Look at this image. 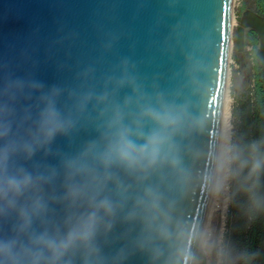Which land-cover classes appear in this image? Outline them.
<instances>
[{
  "label": "water",
  "instance_id": "1",
  "mask_svg": "<svg viewBox=\"0 0 264 264\" xmlns=\"http://www.w3.org/2000/svg\"><path fill=\"white\" fill-rule=\"evenodd\" d=\"M232 23L233 0H0V264H208Z\"/></svg>",
  "mask_w": 264,
  "mask_h": 264
},
{
  "label": "trees",
  "instance_id": "2",
  "mask_svg": "<svg viewBox=\"0 0 264 264\" xmlns=\"http://www.w3.org/2000/svg\"><path fill=\"white\" fill-rule=\"evenodd\" d=\"M264 19V0H256ZM253 47L252 86L233 107L230 203L226 217L224 264H264V80L260 40L247 32Z\"/></svg>",
  "mask_w": 264,
  "mask_h": 264
},
{
  "label": "bare ground",
  "instance_id": "3",
  "mask_svg": "<svg viewBox=\"0 0 264 264\" xmlns=\"http://www.w3.org/2000/svg\"><path fill=\"white\" fill-rule=\"evenodd\" d=\"M231 140V112L226 90L213 189L199 241V248L203 250L207 256L208 264H211L213 249L216 247L218 250L224 239V213L229 202ZM195 264H200V261Z\"/></svg>",
  "mask_w": 264,
  "mask_h": 264
},
{
  "label": "rangeland",
  "instance_id": "4",
  "mask_svg": "<svg viewBox=\"0 0 264 264\" xmlns=\"http://www.w3.org/2000/svg\"><path fill=\"white\" fill-rule=\"evenodd\" d=\"M257 1L256 0H233V24L231 32V48L228 62V81H227V97L230 102L231 112V126L233 136V107L236 104L237 97L245 94L249 86H252V79L254 75V57L253 47L248 44L247 32L245 34L244 48L239 51L237 46V35L240 20L243 18L244 13L247 11L256 12ZM232 142V140H231ZM232 147V143H231ZM230 178H231V150H230V173H229V192H228V206L224 213V239L220 248L217 250V264H224V252H225V231H226V217L230 203Z\"/></svg>",
  "mask_w": 264,
  "mask_h": 264
},
{
  "label": "clouds",
  "instance_id": "5",
  "mask_svg": "<svg viewBox=\"0 0 264 264\" xmlns=\"http://www.w3.org/2000/svg\"><path fill=\"white\" fill-rule=\"evenodd\" d=\"M155 118L164 123L171 122V118L168 115H164V116L156 115ZM162 142H163V138L160 135L152 136L146 147L139 150V156L140 157L147 156L150 162H154L156 156L158 155L159 147ZM119 155L122 160L127 161L130 164L135 163L138 159L136 150L133 149L132 146L126 142H122Z\"/></svg>",
  "mask_w": 264,
  "mask_h": 264
}]
</instances>
